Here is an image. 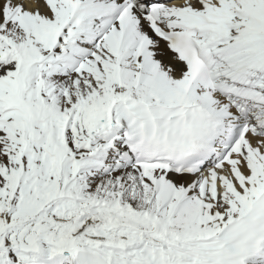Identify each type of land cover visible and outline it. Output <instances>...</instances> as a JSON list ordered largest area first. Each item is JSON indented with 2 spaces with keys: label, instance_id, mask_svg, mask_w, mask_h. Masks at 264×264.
Listing matches in <instances>:
<instances>
[{
  "label": "snow or ice",
  "instance_id": "6c2138e0",
  "mask_svg": "<svg viewBox=\"0 0 264 264\" xmlns=\"http://www.w3.org/2000/svg\"><path fill=\"white\" fill-rule=\"evenodd\" d=\"M0 264H264V0H0Z\"/></svg>",
  "mask_w": 264,
  "mask_h": 264
}]
</instances>
